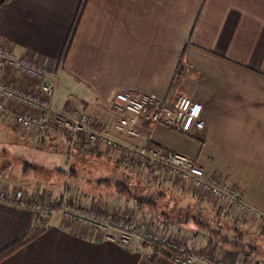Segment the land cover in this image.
Listing matches in <instances>:
<instances>
[{
  "label": "crops",
  "instance_id": "obj_1",
  "mask_svg": "<svg viewBox=\"0 0 264 264\" xmlns=\"http://www.w3.org/2000/svg\"><path fill=\"white\" fill-rule=\"evenodd\" d=\"M0 44L56 69L55 107H79L100 127H110L118 92L165 105L182 95L198 102L202 131L179 142L172 129L158 125L153 146L176 147L196 159L206 174L239 188L242 201L264 215V0H9L0 8ZM55 140L56 149L66 150V142ZM129 142L144 145L142 139ZM22 182L0 177V187L8 190ZM145 188L157 199L155 207L163 201L167 212L176 211L167 203L169 192L178 201L195 198L193 218L203 219L206 229L186 222L190 216L165 222L186 235L190 249L213 263L264 264L258 221L225 213L214 202L209 208V198L176 181ZM0 264L174 263L135 240L120 245L93 238L60 215L35 224L29 210L0 203Z\"/></svg>",
  "mask_w": 264,
  "mask_h": 264
},
{
  "label": "built area",
  "instance_id": "obj_2",
  "mask_svg": "<svg viewBox=\"0 0 264 264\" xmlns=\"http://www.w3.org/2000/svg\"><path fill=\"white\" fill-rule=\"evenodd\" d=\"M15 78L22 80L25 86L17 84ZM57 82L56 69L40 59L17 56L0 44V116L6 117L8 124L17 125L25 133L36 134L39 139L64 136L70 158L77 152L102 148L115 157L120 169L134 174L143 183L176 181L209 198L227 213L258 221L264 227V215L242 201L239 188L231 187L215 174H206L192 157L153 146L151 137L158 125L184 136L202 131V106L198 102L182 95L165 105L148 97L118 92L111 102L114 119L109 128H104L79 107L56 108ZM139 139L144 141L143 146L129 142ZM0 203L29 210L35 224L59 214L63 220L88 229L93 238L120 245L135 240L148 251L156 246L168 254L174 264H228L222 260L213 263L210 256L195 252L166 233L145 229L123 216L114 218L110 212L80 208L78 203H68L65 199L58 204L43 203L38 201L37 194L28 195L24 189L0 188Z\"/></svg>",
  "mask_w": 264,
  "mask_h": 264
},
{
  "label": "rangeland",
  "instance_id": "obj_3",
  "mask_svg": "<svg viewBox=\"0 0 264 264\" xmlns=\"http://www.w3.org/2000/svg\"><path fill=\"white\" fill-rule=\"evenodd\" d=\"M170 131L174 134L171 137L176 141L185 139L184 135ZM35 135L25 133L17 125L0 119V177L24 182V185L14 184L11 191L24 189L28 195L37 194L38 201L43 203L58 204L65 199L68 203H78L80 208L100 213L110 212L117 219L123 214L124 218L145 229L166 233L186 244V235L175 230L173 225H165V222L176 220L175 218L182 219V216L195 217L196 212H191L195 198L186 196L188 202L178 201L169 192L167 203L173 205L176 211L173 210V213L167 205V212L163 201L155 207L156 198L147 194L146 183L143 184L142 180L138 183L131 181L118 169L115 157L102 148L85 153L77 152L70 158L67 148L58 150L52 144L56 141L55 136L39 139ZM58 139L66 142L64 136ZM48 141L51 142L49 145L39 146L40 143H49ZM179 142L176 146L180 147L182 144ZM172 149L179 151L176 147ZM139 203L140 206L137 205ZM204 205L209 208L210 205L215 206L211 200ZM222 211L227 213L226 210ZM209 231L214 230L209 228Z\"/></svg>",
  "mask_w": 264,
  "mask_h": 264
},
{
  "label": "trees",
  "instance_id": "obj_4",
  "mask_svg": "<svg viewBox=\"0 0 264 264\" xmlns=\"http://www.w3.org/2000/svg\"><path fill=\"white\" fill-rule=\"evenodd\" d=\"M9 0H0V8L4 5V4H6L7 2H8ZM66 108H70V106L68 105ZM138 206H140V203L139 204H137ZM188 220H193L194 221V223H195V225H196V227H199V228H207V225H205L202 221H200V220H196L195 218H193V217H191V218H189V217H187L186 218V222L188 221ZM38 232H39V229L38 228H36L35 230H34V232H33V235H36V234H38ZM152 253H159V252H163L160 248H158V247H156V246H154L153 247V250L151 251ZM251 253H250V251H248V253H244V259H248L251 255H250Z\"/></svg>",
  "mask_w": 264,
  "mask_h": 264
}]
</instances>
